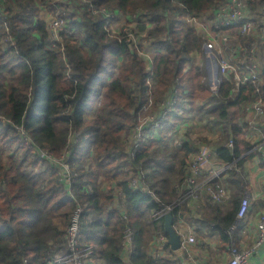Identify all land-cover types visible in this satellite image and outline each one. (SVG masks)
Segmentation results:
<instances>
[{"label":"trees","instance_id":"obj_1","mask_svg":"<svg viewBox=\"0 0 264 264\" xmlns=\"http://www.w3.org/2000/svg\"><path fill=\"white\" fill-rule=\"evenodd\" d=\"M218 1L0 0V264H58L55 256L66 252V228L76 203L83 209L79 242L92 246L93 258L104 264H170L148 255L145 248L164 233V216L154 220L152 215L173 201L174 185L186 175L189 156L196 151L191 139L177 135L179 120L195 118L219 131L213 161L222 165L246 156L251 148L245 136L246 108L259 100L264 104L261 76L258 83L248 82L236 92L231 76L215 92L204 84L201 65L194 59L201 56L206 37L185 28L184 16L210 21ZM262 6L264 0L252 6L256 15ZM103 10L115 17L106 18ZM47 14L64 21L55 48ZM116 17L134 22L136 35L144 33L142 39L156 49L151 112L178 82L176 110L156 134L146 136L134 156L129 136L146 114L141 109L148 102V69L125 37L119 40L107 31ZM231 32L234 42L249 46L252 41ZM90 107L93 115L86 118ZM17 127L53 157L64 155L75 174L74 200L53 165L25 144ZM177 136L179 145L174 144ZM230 138L232 151L223 146ZM134 179L151 193L133 189ZM184 205L171 211L173 226ZM235 214L221 215L228 246ZM206 222L211 225L216 219ZM127 227L132 244L124 261Z\"/></svg>","mask_w":264,"mask_h":264},{"label":"built area","instance_id":"obj_2","mask_svg":"<svg viewBox=\"0 0 264 264\" xmlns=\"http://www.w3.org/2000/svg\"><path fill=\"white\" fill-rule=\"evenodd\" d=\"M258 0H219L212 11V18L206 21L195 16L186 14L184 16L185 28L192 27L201 32L206 37V42L202 48V67L204 75V83L213 92L217 91L223 79L232 77L233 91H238L241 85L248 82L258 83L260 81V68L257 63V53L261 50L264 52V6L260 8L261 13L256 15V10L252 7ZM103 15L114 18L115 15L103 10ZM124 18V17H123ZM257 18V22H255ZM209 23V24H208ZM211 26L215 29H222V34H215L211 30ZM64 29V21L60 16L51 17L48 23V30L50 34V45L56 47L60 43L59 32ZM107 31L119 37H123L129 45L134 46L139 55L145 60L148 74L146 77V85L148 90V102L143 105L142 112L146 113L141 119L140 123L132 129L129 136V150L130 155L134 156L136 150L141 143L146 139V136L156 134L157 128L162 124L163 120L168 114L174 112L177 108L176 99V85L173 87L171 94H168L164 99H161L157 105V109L151 112L153 105L152 91H153V77H154V56L155 50L150 45L148 40H138V36L124 33L127 28L122 29L118 33L110 32V23L106 27ZM6 30L8 28L6 27ZM232 30H236V34L241 38H251L249 46H244L238 43L233 46ZM140 36V35H139ZM6 41H10L11 45L14 42L11 37L6 36ZM140 45V46H139ZM224 48L228 52L230 59L224 54ZM144 49H147L145 51ZM150 52V54L148 53ZM65 67L68 65L65 63ZM253 108L257 114L263 113V102L261 100L253 103ZM2 121H4L2 119ZM19 136L25 141V144L35 151L40 157L46 159L55 168L59 179L64 183L67 195L75 199L71 187L75 174L72 172L69 163L64 155L62 157H53L47 150L37 147L30 138L27 137L23 127H17ZM71 141H77L75 135H71ZM181 142L180 136L174 140V144L179 145ZM195 153L189 156L186 166V175L184 178L174 185V199L172 202L164 204L161 208L156 210L152 218L157 220L167 213L173 211L184 202L192 200H199L207 198L219 205H223L229 200V193L224 184L225 175L231 170H237L235 163L242 157L234 158L232 161L222 165H217L211 157V152L202 140L195 141ZM230 151L233 150V140L230 138L226 145ZM251 151L260 152L261 159L264 162V139L255 143L246 153ZM66 154L69 152L65 151ZM133 189H140L144 193H151L140 179H134L131 182ZM248 205L247 197L240 200L236 219L242 218L246 212ZM82 207L76 203L70 222L66 228V252L63 255H56L55 262L58 264H86L87 257L91 254V247L81 245L79 242L80 233V217L82 214ZM235 222L228 229L229 234L234 228ZM257 237L254 245L246 250L239 251L234 243L229 242V255L227 260L218 262L216 264H250V256L257 246L264 242V211L260 214L256 225ZM123 249L129 252L132 244V233L127 227L124 230ZM167 241V236L164 233H158L151 242V246L159 248ZM188 242H193L194 237L189 236ZM182 244V243H181ZM190 258L188 264H202L199 261Z\"/></svg>","mask_w":264,"mask_h":264},{"label":"crops","instance_id":"obj_3","mask_svg":"<svg viewBox=\"0 0 264 264\" xmlns=\"http://www.w3.org/2000/svg\"><path fill=\"white\" fill-rule=\"evenodd\" d=\"M236 44L237 42L234 41L231 43L233 46ZM262 52L260 50L257 53L256 59L260 68L259 72L262 77V82H264L261 74V69L264 66V55ZM226 57L230 59L228 53H226ZM230 61L235 62L232 59ZM93 112L94 107H90L86 111L85 117L91 118ZM245 112L244 120L249 125L245 136L252 147L255 143L264 139V104L262 114L255 112L252 103L247 106ZM197 124L202 125L203 129H201L202 131L204 130V135L203 140H200L208 146L213 160L217 144L221 140L220 133L217 129H210L209 125L207 123L205 124L204 121H198L191 117L179 120L176 128L178 131H183L186 127L187 131L193 125ZM184 135L185 133L183 132L180 134V136ZM226 143L227 141L223 146ZM245 155L244 157L241 155L242 157L235 163L237 170H231L224 177V184L229 193L228 202L218 207L205 201L207 198L186 202V205L179 211L177 223L174 226L172 225L175 232L180 236V242L182 243L180 247L177 250H171L169 246L166 248L164 247L165 244H163V247L160 246L155 249L151 246V240L145 248L148 255L154 258L166 259L170 264H188L190 258L187 257V254L202 264H216L227 260L229 255V246L226 239L227 233L221 228L226 222V219H223L221 215L222 213H227V211H235L236 213L240 200L244 196L248 200L246 212L238 220H235L236 214L234 215L233 222H235V226L229 236L231 242L235 244L239 251H246L254 245L257 237V221L260 214L264 211V162L258 151H251L245 153ZM210 218L216 219V222L208 225L206 220ZM227 232L229 233V231ZM189 236L194 237L193 242L187 241ZM90 247L92 251L93 248L92 246ZM127 253L125 251L123 252L124 261L127 259ZM91 255L87 257L86 264H104L103 260L93 258ZM249 260L250 264H264V242L256 247Z\"/></svg>","mask_w":264,"mask_h":264},{"label":"rangeland","instance_id":"obj_4","mask_svg":"<svg viewBox=\"0 0 264 264\" xmlns=\"http://www.w3.org/2000/svg\"><path fill=\"white\" fill-rule=\"evenodd\" d=\"M55 11L58 12V9H56ZM52 16L50 14H47V19L50 20ZM131 21V20H130ZM127 18H121V17H116L115 20L110 23V32L111 33H118L120 32L122 29L127 28L128 30L125 31L124 33L127 34H133L134 37H136V33H137V28L135 27V23L134 22H130ZM209 24V23H208ZM148 28H150L151 26L148 25ZM214 33V32H213ZM215 34H222V31H219L218 33ZM142 38H144V33H140V36H138V40L142 41ZM235 38L234 35H232V40ZM237 39V38H236ZM239 42V40H238ZM153 48V47H152ZM145 51H147V49H144ZM153 50H155L153 48ZM150 54V52H148ZM228 53L225 48H224V54ZM196 61L199 62V64L201 65V70L203 73V67H202V54L201 57L200 56H196V58L194 59ZM258 63V62H257ZM203 81H204V75H203ZM205 84V83H204ZM206 85V84H205ZM202 124V123H201ZM200 127V128H198ZM202 125H193L192 128H190L189 130L186 131V127L183 131H178L177 135L181 134L182 132L185 133V136H187L189 139H191L193 142L202 139L203 140V135H204V130L202 131ZM187 133V134H186Z\"/></svg>","mask_w":264,"mask_h":264},{"label":"water","instance_id":"obj_5","mask_svg":"<svg viewBox=\"0 0 264 264\" xmlns=\"http://www.w3.org/2000/svg\"><path fill=\"white\" fill-rule=\"evenodd\" d=\"M261 74L264 78V66L261 69ZM262 90H263V98H264V82L262 85ZM164 232L167 235V242L169 244L170 249L177 250L180 247L181 242H180V236L175 232L172 226L171 212L165 215Z\"/></svg>","mask_w":264,"mask_h":264}]
</instances>
